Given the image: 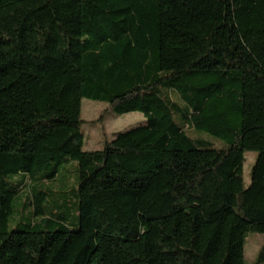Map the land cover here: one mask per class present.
Instances as JSON below:
<instances>
[{
    "label": "trees",
    "instance_id": "1",
    "mask_svg": "<svg viewBox=\"0 0 264 264\" xmlns=\"http://www.w3.org/2000/svg\"><path fill=\"white\" fill-rule=\"evenodd\" d=\"M82 99L145 123L84 151ZM70 162L72 230L38 189ZM26 178L35 220L8 231ZM248 233L264 234V0H0V264H248Z\"/></svg>",
    "mask_w": 264,
    "mask_h": 264
},
{
    "label": "rangeland",
    "instance_id": "2",
    "mask_svg": "<svg viewBox=\"0 0 264 264\" xmlns=\"http://www.w3.org/2000/svg\"><path fill=\"white\" fill-rule=\"evenodd\" d=\"M81 119L83 141L81 149L84 151L98 150L102 148L104 140H111L115 133L145 123V118L138 111L116 115L105 102L82 99ZM213 147H223L224 140L213 136H205ZM210 146V145H208ZM243 164V180L246 186L250 179V170L256 158V152L245 151ZM76 162L63 164L59 167L55 180H46L42 187L45 194L39 198L43 207L49 208L62 215L68 229H77L76 199L74 193L77 189ZM19 180V177H15ZM29 179L18 189V194L13 204V211L8 221L7 230H21L35 220L33 215L37 204L30 197ZM29 197V198H28ZM45 229V228H43ZM264 242V234L248 233L244 242V259L251 264Z\"/></svg>",
    "mask_w": 264,
    "mask_h": 264
}]
</instances>
